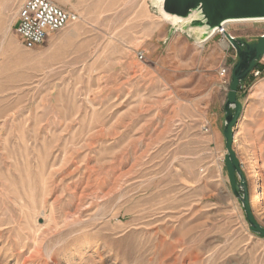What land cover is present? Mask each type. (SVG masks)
Instances as JSON below:
<instances>
[{
  "label": "rangeland",
  "instance_id": "rangeland-1",
  "mask_svg": "<svg viewBox=\"0 0 264 264\" xmlns=\"http://www.w3.org/2000/svg\"><path fill=\"white\" fill-rule=\"evenodd\" d=\"M51 1L77 19L26 48L24 0H0V264H264L224 165L227 38L172 29L158 0ZM226 33L256 42L264 20ZM256 64L232 147L264 227Z\"/></svg>",
  "mask_w": 264,
  "mask_h": 264
},
{
  "label": "water",
  "instance_id": "water-1",
  "mask_svg": "<svg viewBox=\"0 0 264 264\" xmlns=\"http://www.w3.org/2000/svg\"><path fill=\"white\" fill-rule=\"evenodd\" d=\"M160 9L166 14L164 19L172 25V29L188 32L197 42L207 40L227 21L264 19V0H162L159 2ZM225 37L235 49L238 60L231 70L229 91L224 105V165L231 190L242 203L251 231L264 236V227L252 215L244 176L232 147L233 127L242 109L237 99V89L257 60L264 55V34L252 43L236 39L228 33Z\"/></svg>",
  "mask_w": 264,
  "mask_h": 264
},
{
  "label": "built area",
  "instance_id": "built-area-1",
  "mask_svg": "<svg viewBox=\"0 0 264 264\" xmlns=\"http://www.w3.org/2000/svg\"><path fill=\"white\" fill-rule=\"evenodd\" d=\"M77 19V15L55 4L51 0H24L18 9L16 32L26 48H33L42 43L47 35L64 28ZM226 24V23H225ZM225 24L216 29L214 34L225 36ZM259 72L254 71V75ZM222 83H227V69L218 71Z\"/></svg>",
  "mask_w": 264,
  "mask_h": 264
},
{
  "label": "bare ground",
  "instance_id": "bare-ground-1",
  "mask_svg": "<svg viewBox=\"0 0 264 264\" xmlns=\"http://www.w3.org/2000/svg\"><path fill=\"white\" fill-rule=\"evenodd\" d=\"M160 1H162V0H158V2H160ZM160 12H161V14H162V16H163V18H165L166 17V14L160 9ZM174 18V20H178V18L177 17H173ZM255 20H264V19H255ZM239 21H249V20H230V21H227L226 23H228V22H239ZM201 42H203V41H201ZM226 46V43H222V47H225ZM256 177L254 176V179H255ZM255 185H254V187L256 188H258V184L257 183H254Z\"/></svg>",
  "mask_w": 264,
  "mask_h": 264
},
{
  "label": "crops",
  "instance_id": "crops-1",
  "mask_svg": "<svg viewBox=\"0 0 264 264\" xmlns=\"http://www.w3.org/2000/svg\"><path fill=\"white\" fill-rule=\"evenodd\" d=\"M70 33H75V32H73V30H71L70 29ZM66 35H68V32H67V34ZM222 44V43H221ZM222 47V46H221ZM224 48V47H223ZM79 56H81V57H83V55L81 54V55H79ZM88 56V54H86V56L85 57H87ZM214 124H215V126H216V124H218V121L215 119V121H214ZM213 128H214V125L212 126ZM214 133H215V135H218V134H216V132L215 131H213Z\"/></svg>",
  "mask_w": 264,
  "mask_h": 264
},
{
  "label": "trees",
  "instance_id": "trees-1",
  "mask_svg": "<svg viewBox=\"0 0 264 264\" xmlns=\"http://www.w3.org/2000/svg\"><path fill=\"white\" fill-rule=\"evenodd\" d=\"M255 67H258V65L256 64Z\"/></svg>",
  "mask_w": 264,
  "mask_h": 264
}]
</instances>
